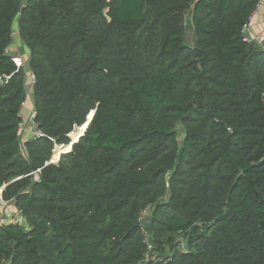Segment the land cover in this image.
I'll use <instances>...</instances> for the list:
<instances>
[{"label": "trees", "instance_id": "1", "mask_svg": "<svg viewBox=\"0 0 264 264\" xmlns=\"http://www.w3.org/2000/svg\"><path fill=\"white\" fill-rule=\"evenodd\" d=\"M257 4L0 0V264H264Z\"/></svg>", "mask_w": 264, "mask_h": 264}, {"label": "built area", "instance_id": "2", "mask_svg": "<svg viewBox=\"0 0 264 264\" xmlns=\"http://www.w3.org/2000/svg\"><path fill=\"white\" fill-rule=\"evenodd\" d=\"M248 26L249 23L246 22L242 28H241V32L246 36L247 30H248ZM13 35V39L16 38L17 33L15 32V30L12 32ZM256 42L260 43L261 40L259 39V36H257L255 38ZM261 44V43H260ZM10 48L9 47V52H10ZM13 62L15 63L16 67L19 69L21 66H23L24 62L23 59L20 56L17 55H13L12 57ZM34 77L33 74L31 73H27L26 76V87H27V94L28 97L30 98V90H31V85L33 83ZM25 104L22 103V106H24ZM31 116H33V114H31ZM24 129V124L23 122H21L19 124V133H21ZM40 137L42 136V133L36 129V125L33 123V126L31 128V136L30 137ZM18 149L20 151V153L25 156V148H24V144L23 141L21 140V142L19 143ZM33 174H35V172H32ZM35 178H37V175H34ZM1 192V189H0ZM142 214H146V211H143ZM0 222H4V223H10V224H16V225H20V226H24L26 227V220L23 217L22 213L14 206V204L12 203V201H1L0 202ZM155 256H152V259H154ZM4 264H7V262H5Z\"/></svg>", "mask_w": 264, "mask_h": 264}, {"label": "crops", "instance_id": "3", "mask_svg": "<svg viewBox=\"0 0 264 264\" xmlns=\"http://www.w3.org/2000/svg\"><path fill=\"white\" fill-rule=\"evenodd\" d=\"M248 23L249 26L246 33L247 39L254 41L255 38L259 36V39L261 40L260 42L261 46L264 47V0H258V4L256 5L254 11L250 15ZM14 42H16L17 45H14ZM20 45L21 43L19 39L15 38L11 47L14 49L15 47L13 46H20ZM10 53H11V48H10ZM28 103L29 105L31 104V102ZM27 110L30 116L29 120L31 119L30 120L31 123L30 125L24 126L23 131L20 133V138L22 141H25L31 136V128L33 126L32 116L30 112L32 110V105L29 108H27Z\"/></svg>", "mask_w": 264, "mask_h": 264}, {"label": "rangeland", "instance_id": "4", "mask_svg": "<svg viewBox=\"0 0 264 264\" xmlns=\"http://www.w3.org/2000/svg\"><path fill=\"white\" fill-rule=\"evenodd\" d=\"M16 38H17V36H16ZM14 45H17V43L14 42ZM13 47H15V48L13 49V48L11 47V53L13 52V53H12L13 55L20 56V57L23 59V58H24V56H23V53H24V49H23V47H21V45H20V46H13ZM27 100H28V102H30V98H28ZM28 102L25 103L26 106H24V108L21 110L22 121H23L24 126L30 125V123H31V121H30L31 119L29 120L30 116H29V113H28V110H27V108H29V107L31 106V104L29 105ZM31 102H32V100H31ZM26 107H27V108H26ZM30 112H31V114H33V109H32ZM77 128H78V127H77ZM77 128H74L73 130H76ZM70 140L72 141L71 138H70ZM59 146H64V145H57V146L55 147V149H56L57 147H59ZM59 148H64V147H59ZM65 148H66V147H65ZM55 149H54V151H53L52 161H56V160L58 159L59 155L62 153L61 151L59 152V154L57 153L58 156L55 158V157H54Z\"/></svg>", "mask_w": 264, "mask_h": 264}, {"label": "bare ground", "instance_id": "5", "mask_svg": "<svg viewBox=\"0 0 264 264\" xmlns=\"http://www.w3.org/2000/svg\"><path fill=\"white\" fill-rule=\"evenodd\" d=\"M84 126H85V125L83 124L80 128L77 129V131H76L75 133H71V134H70V137H71L72 139H75V138L77 137V135H80V134H81L82 128H83ZM59 147H64V146H59ZM59 147H57V148L55 149V152H54V157H55V158L58 156L57 153H58L59 150H61V149H66L65 147H64V148H59Z\"/></svg>", "mask_w": 264, "mask_h": 264}, {"label": "water", "instance_id": "6", "mask_svg": "<svg viewBox=\"0 0 264 264\" xmlns=\"http://www.w3.org/2000/svg\"><path fill=\"white\" fill-rule=\"evenodd\" d=\"M93 115H94V111H92V112H90V114H88V116H87V121L84 123V127L82 128V130L84 131L85 130V128L88 126V124L90 123V121H91V119H92V117H93ZM82 126V125H81ZM83 131H82V134H83ZM81 134V135H82ZM80 135V136H81ZM68 137H69V135H67ZM79 136V137H80ZM78 137V138H79ZM70 138V137H69ZM72 142V141H71ZM59 157H60V155H59ZM59 157H58V159H59ZM58 159L56 160V161H58Z\"/></svg>", "mask_w": 264, "mask_h": 264}]
</instances>
